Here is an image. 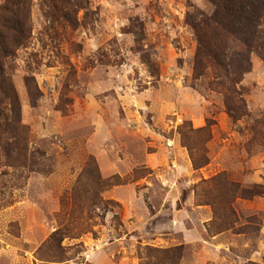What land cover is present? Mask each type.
<instances>
[{
	"label": "rangeland",
	"instance_id": "obj_1",
	"mask_svg": "<svg viewBox=\"0 0 264 264\" xmlns=\"http://www.w3.org/2000/svg\"><path fill=\"white\" fill-rule=\"evenodd\" d=\"M211 10L31 0L6 67L28 148L0 165V264H264V62L232 119L214 66L195 70L188 18Z\"/></svg>",
	"mask_w": 264,
	"mask_h": 264
},
{
	"label": "trees",
	"instance_id": "obj_2",
	"mask_svg": "<svg viewBox=\"0 0 264 264\" xmlns=\"http://www.w3.org/2000/svg\"><path fill=\"white\" fill-rule=\"evenodd\" d=\"M205 1L212 7L211 12L188 18L198 44L195 70H205L207 63L214 66V85L224 90L226 111L237 120L243 114V101L236 86L251 67V54L264 62V0ZM30 3H0V165L21 162L27 156L28 130L21 122L19 99L6 67L30 38ZM24 84L29 98L34 99V77H24ZM63 237V232L55 230L50 239L59 249Z\"/></svg>",
	"mask_w": 264,
	"mask_h": 264
}]
</instances>
